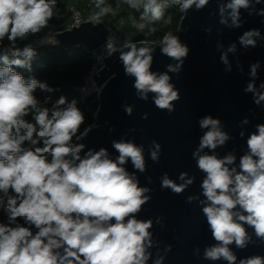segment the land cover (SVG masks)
Returning <instances> with one entry per match:
<instances>
[{
    "label": "clouds",
    "instance_id": "9594fccd",
    "mask_svg": "<svg viewBox=\"0 0 264 264\" xmlns=\"http://www.w3.org/2000/svg\"><path fill=\"white\" fill-rule=\"evenodd\" d=\"M126 3L137 11L143 6L140 22L135 24L142 31L162 18V8L177 5L186 18L189 10L193 7L196 11L203 10L210 0H172L171 5L167 0L164 3L126 0ZM217 3L219 23L230 29L242 27V9L249 15L264 17V7H256L264 0H217ZM103 4L104 0H97L100 11L87 23L95 27L102 22L100 17L111 11L109 7H101ZM55 6L56 0H0V212L6 217L0 220V264H148L150 260L152 264H163L165 256L160 254L159 242L150 231L153 219H137L150 201L152 189L141 187L135 174L124 167L130 159L139 172L147 170L143 145L113 140L112 147L119 153L115 160L104 147L99 151L86 150V145L77 141L98 125L89 124L81 132L85 115L75 99L69 102L61 95L49 107L50 96L42 103L34 93L37 88L47 92L57 89L34 77L26 79L17 71L30 72L36 55L30 45L17 47V40L46 28ZM150 31L156 29L152 27ZM205 31L211 33V28ZM5 37L9 43L3 46ZM238 40L244 49L255 48L264 35L253 28L244 31ZM138 43L123 45L127 51L120 52L119 60L124 74L134 77L133 88L139 99L147 101L148 94L154 93V105L171 114L180 92L168 73L181 72L190 48L178 34L165 32L160 51L176 63L168 64L164 73H157L151 71L156 45ZM107 47L109 55L116 51L110 42ZM236 52L235 43L221 52L225 72L232 71L229 53ZM260 67L259 61L250 64V79L244 88L245 93L252 94L257 106L264 105V81L257 85ZM237 68L243 72L238 60ZM101 90L102 87L98 92ZM123 107L131 116L134 107ZM147 118L148 113H144L142 119ZM248 123L247 117L241 121ZM198 124L208 130L199 138L192 157L196 167L206 174L200 184L205 197L200 204L204 205L202 212L212 237L218 242L205 247L203 259L237 264V255L229 246L235 244L243 250L253 243L249 227L256 239L264 243V123L256 124V130L248 134L247 150L238 165L232 153L223 158L215 154L218 147L232 139L221 120L206 115ZM239 135L243 138L245 132L242 130ZM205 149L212 154L204 152ZM149 154L153 162H159L161 145L155 140ZM178 179L182 182L177 183L165 173L160 178L161 188L179 195L195 181L187 172H181ZM195 199L198 197L190 195L187 202ZM155 223L162 224V218H156ZM153 248L157 249L155 258ZM169 251L171 245L164 248L165 253ZM198 252L196 248L194 254ZM239 264H264V256L240 258Z\"/></svg>",
    "mask_w": 264,
    "mask_h": 264
},
{
    "label": "water",
    "instance_id": "95a60500",
    "mask_svg": "<svg viewBox=\"0 0 264 264\" xmlns=\"http://www.w3.org/2000/svg\"><path fill=\"white\" fill-rule=\"evenodd\" d=\"M256 7H264V3ZM211 13L217 14L210 15ZM241 17L244 21L241 28L230 29L221 25L217 0H210L209 5L200 11L193 7L186 18L182 15L177 34L181 42L189 46L190 52L179 74L168 73L172 77L171 82L180 92V99L174 102L175 111L171 114L166 110H159L154 105V93L148 94L147 101L136 96L133 88L134 77L125 76L123 64L119 60L120 52L127 51L123 46L104 57L96 68L97 72L92 75L99 89L102 87L93 115L98 127L77 142L84 143L86 150L92 148L99 151L104 147L113 160L119 155L112 147L113 140L124 139L134 142L137 146L143 145L147 170L139 172L130 159L124 167L130 174H135L141 187L152 189L151 199L137 214V219H153L154 226L150 231L159 242L160 254L165 256L163 264H228L223 259H203L205 247L218 242L212 237L202 212L204 205L200 204V201L205 199L200 184L206 174L196 167L192 152L197 148L199 138L208 130L201 129L198 120L211 115L214 119L221 120L224 130L232 137L224 146L218 147L215 154L223 158L232 153L236 156L238 165L240 156L247 150L248 134L256 130V124L264 123V105H255L252 94L244 92L250 79L248 73L251 63L259 61L261 64L257 85L264 81V40H259L257 47L248 49L241 47L238 40L244 31L253 28L259 29L264 35V17L249 15L243 9ZM88 20L58 31L56 36L59 43L63 46L83 44L88 50L97 51L108 39V30L103 23L94 27L87 23ZM209 27L211 33L205 31ZM140 41L156 45L151 71L164 73L168 64L176 63L161 53L160 42H130ZM232 43L236 44L237 52L235 55L229 53L232 71L225 72L220 55ZM218 45L222 47L218 49ZM237 60L242 65L243 72L237 68ZM124 105L134 107L131 116L125 113ZM144 113H148L147 119H142ZM245 117L249 123L241 124ZM110 128L113 131H109ZM242 130L245 132L243 138L239 135ZM153 140L161 145L158 163L153 162L149 154ZM204 152L212 154L208 149ZM181 172L195 177L194 183L184 193L177 195L170 189L161 188L162 175L167 173L170 179L181 183L178 179ZM190 195L198 199L188 203L187 197ZM158 217L162 218V224L155 223ZM248 232L253 235L254 242L245 249H237L235 244L229 246L237 255V264L240 258L264 256V243L256 239L250 227ZM167 245H171V251L165 253L164 248ZM196 248L199 249L197 255L194 254ZM151 251L155 258L157 249L153 248ZM148 264H152L151 260Z\"/></svg>",
    "mask_w": 264,
    "mask_h": 264
},
{
    "label": "trees",
    "instance_id": "16d2710c",
    "mask_svg": "<svg viewBox=\"0 0 264 264\" xmlns=\"http://www.w3.org/2000/svg\"><path fill=\"white\" fill-rule=\"evenodd\" d=\"M164 3L165 0H158ZM97 0H56V6L53 9L54 16L49 21L46 28L42 29L37 34H29L24 40H17V47L23 49L27 42L34 40L39 35L49 32L56 33L68 28L72 22V14L70 10H58L60 4H74L78 7L84 16H87L90 6H94L98 12L100 8L96 7ZM101 7H109V11L102 17L112 21L115 25L121 26L125 41L136 40H152L160 42L165 32L177 34L178 25L183 13L179 11L177 5H172L169 8H162L163 16L160 20L148 24L142 31L135 27V24L140 22V13L143 11V6L140 10L131 8L126 0H104ZM150 15V13H149ZM171 17L169 22L168 17ZM124 20V22H122ZM154 27L155 32L150 31ZM7 37L2 42L3 46L8 44ZM2 47V46H0ZM36 55L32 59V68L29 72L27 69H17L24 74L25 78L34 77L42 82L46 81L50 87L57 91L47 92L36 89L34 95L43 103L45 97H51L49 104L51 105L61 96L67 97L70 102L72 99L77 101V106L84 112L85 123L81 126L80 131L89 124H95L94 112L98 106L97 101L88 99L81 101L78 91L75 89L77 85L84 82V75L89 72L94 62V52L88 50L83 44L74 46H63L58 44H48L35 48ZM75 140V138H74ZM6 217L0 212V220H5Z\"/></svg>",
    "mask_w": 264,
    "mask_h": 264
},
{
    "label": "built area",
    "instance_id": "2783aa9c",
    "mask_svg": "<svg viewBox=\"0 0 264 264\" xmlns=\"http://www.w3.org/2000/svg\"><path fill=\"white\" fill-rule=\"evenodd\" d=\"M167 3L171 5L172 0H167ZM70 10L72 14V22L69 27H72L74 25H79L83 21L90 19V17L97 13L98 10L94 6H90L89 12L87 16H84L82 11L76 7L74 4H60L58 5V10ZM100 20L105 25V27L108 30V39L106 42L99 47L97 51L94 52V62L91 66V69L88 73L84 75V82L80 85H77L75 89L78 91L80 95L81 101H87L88 99H92L93 101L98 102V89L99 87L95 84L93 81V74L97 72L96 68L100 61L103 60L104 57L109 55L110 50L108 49L107 45L108 43H112L115 49H118L122 47L126 42L123 36V31L121 29V26H117L114 23L110 22L109 20L104 19L102 16L100 17ZM124 22V20L122 21ZM57 33V32H56ZM56 33H46L39 35L37 38H35L32 41H29L26 43V45H30L34 49L39 46H44L48 44H58L59 40L56 36Z\"/></svg>",
    "mask_w": 264,
    "mask_h": 264
},
{
    "label": "rangeland",
    "instance_id": "374dc122",
    "mask_svg": "<svg viewBox=\"0 0 264 264\" xmlns=\"http://www.w3.org/2000/svg\"><path fill=\"white\" fill-rule=\"evenodd\" d=\"M110 22H112V21H110ZM113 23V22H112Z\"/></svg>",
    "mask_w": 264,
    "mask_h": 264
}]
</instances>
